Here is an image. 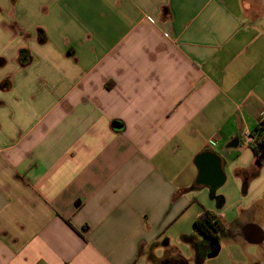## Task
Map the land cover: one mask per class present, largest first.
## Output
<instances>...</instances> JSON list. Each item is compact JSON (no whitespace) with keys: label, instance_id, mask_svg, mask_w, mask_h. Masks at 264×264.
I'll return each instance as SVG.
<instances>
[{"label":"crops","instance_id":"0c3cea01","mask_svg":"<svg viewBox=\"0 0 264 264\" xmlns=\"http://www.w3.org/2000/svg\"><path fill=\"white\" fill-rule=\"evenodd\" d=\"M263 120L243 0H0V264H264Z\"/></svg>","mask_w":264,"mask_h":264},{"label":"trees","instance_id":"16d2710c","mask_svg":"<svg viewBox=\"0 0 264 264\" xmlns=\"http://www.w3.org/2000/svg\"><path fill=\"white\" fill-rule=\"evenodd\" d=\"M24 56H20V61H23ZM257 140H261L257 145L251 146L255 156L260 157L264 154V120L259 127L252 133ZM195 228L201 232L206 238L212 241H218L220 235L224 232L223 224L216 218V216L209 211H205L194 224Z\"/></svg>","mask_w":264,"mask_h":264},{"label":"rangeland","instance_id":"374dc122","mask_svg":"<svg viewBox=\"0 0 264 264\" xmlns=\"http://www.w3.org/2000/svg\"><path fill=\"white\" fill-rule=\"evenodd\" d=\"M247 16L253 19L264 18V0H243Z\"/></svg>","mask_w":264,"mask_h":264},{"label":"water","instance_id":"95a60500","mask_svg":"<svg viewBox=\"0 0 264 264\" xmlns=\"http://www.w3.org/2000/svg\"><path fill=\"white\" fill-rule=\"evenodd\" d=\"M262 160H264V154L260 157L258 163L260 164V162H261ZM211 247H212L211 252H210V254L208 255L209 258L216 257V256L218 255L219 251H220V244H219L218 241H213V242L211 243Z\"/></svg>","mask_w":264,"mask_h":264},{"label":"built area","instance_id":"2783aa9c","mask_svg":"<svg viewBox=\"0 0 264 264\" xmlns=\"http://www.w3.org/2000/svg\"><path fill=\"white\" fill-rule=\"evenodd\" d=\"M245 140H246V144L251 146L257 145L258 142H261V140L258 141L257 138L252 135V133H246Z\"/></svg>","mask_w":264,"mask_h":264}]
</instances>
